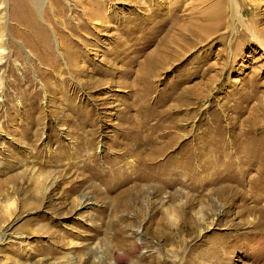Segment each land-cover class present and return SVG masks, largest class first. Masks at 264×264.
I'll return each instance as SVG.
<instances>
[{"label":"rangeland","instance_id":"rangeland-1","mask_svg":"<svg viewBox=\"0 0 264 264\" xmlns=\"http://www.w3.org/2000/svg\"><path fill=\"white\" fill-rule=\"evenodd\" d=\"M233 1L0 0V264H264V198L214 194L264 136V0Z\"/></svg>","mask_w":264,"mask_h":264},{"label":"bare ground","instance_id":"bare-ground-1","mask_svg":"<svg viewBox=\"0 0 264 264\" xmlns=\"http://www.w3.org/2000/svg\"><path fill=\"white\" fill-rule=\"evenodd\" d=\"M95 6H97L99 8V5H95ZM228 7H229V11L231 13V17L233 19H238V12H237L238 8H237L236 3L233 0H231V4ZM224 10H225V5L221 1L219 6H218V9L212 15L206 14V15H203L202 18H200V19L203 22H207V21L212 20V21L218 22V25H219L222 22ZM190 24H191L190 25L191 28L190 29L185 28V30H184V31L189 32V34H187L185 32H181L182 30H179L180 39L184 38V36H189V35H191L193 37L196 36L195 35L196 32L194 30L195 29L194 27L197 26V22H195V24H194V21H193ZM260 43L264 47V44L262 42H260ZM258 107H260L259 109L256 108L257 109L256 112H258V114H255V115H262L260 119H263V117H264V106L263 107L258 106ZM258 121L260 122L261 120H259V119L254 120L255 123ZM250 130L253 131L254 129L250 128ZM250 136L246 132L243 135V137L240 139V142H237V144H235L233 146L234 149H232V150H236V152L238 151V153H240V156H241V157L237 156V157H239L238 162L240 164H237L234 166L229 165V167H227V169H226L227 172L229 173L230 179L235 182V185H229V186L224 187V188H218V189H216V192L214 190L215 193L212 191L216 196L223 198V199L227 198V199L232 200V198H237V197L240 198L241 196L245 195L246 193L250 194V196H252V197H253V195H255V193H257L256 195H258V198H260L259 200L264 198V150L262 148V147H264L263 146L264 136H261L257 141L251 140ZM211 153H212V151H211ZM88 164H89V162L86 163V165H85L87 167V169L89 168ZM177 164H185V162L184 163H177ZM204 164H206V163H204ZM212 166L214 168L217 167L216 165L209 164L207 166H200L199 165V168H201L202 172H204V171H206L204 169H211ZM112 170H110V167H109L106 171H104L103 174L109 175L110 173L113 172ZM251 172H253V173H251ZM92 173L98 175V173H95V172H92ZM172 173H175V171H172ZM226 176H228V175H226ZM214 179H216V178L215 177L211 178L212 181ZM203 180H205V179L203 178ZM53 182H54L53 180H50L48 183L49 184L48 186H50ZM46 189H47V187H45L44 190H46ZM87 204H88V198L85 195H82L81 198L77 201L78 206H84L85 207ZM263 206H264V204H263ZM253 208H256V207H253ZM261 209H262V206H261Z\"/></svg>","mask_w":264,"mask_h":264}]
</instances>
